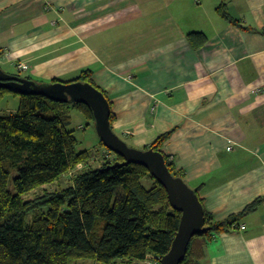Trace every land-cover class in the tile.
I'll return each instance as SVG.
<instances>
[{
    "label": "crops",
    "instance_id": "obj_1",
    "mask_svg": "<svg viewBox=\"0 0 264 264\" xmlns=\"http://www.w3.org/2000/svg\"><path fill=\"white\" fill-rule=\"evenodd\" d=\"M0 68L38 83L90 70L138 150L173 130L162 155L214 220L261 200L199 264H264V0H0Z\"/></svg>",
    "mask_w": 264,
    "mask_h": 264
},
{
    "label": "trees",
    "instance_id": "obj_2",
    "mask_svg": "<svg viewBox=\"0 0 264 264\" xmlns=\"http://www.w3.org/2000/svg\"><path fill=\"white\" fill-rule=\"evenodd\" d=\"M218 10L237 25L223 5ZM189 41L196 48L206 43L198 33H191ZM71 82L88 83L108 100L94 84L90 70H82ZM7 94L20 101L16 113L0 115V264H71L79 260L141 264L149 256L161 258L168 253L181 214L172 209L165 189L147 169L134 164L111 168L123 159L113 154L110 160V152L98 168L76 174L69 187L23 200L24 194L50 186L69 171L88 165L93 155L77 150L79 141L67 129L69 112L74 109L93 123L94 119L83 104L58 103L0 88V100ZM113 122L111 112V127ZM173 132L160 135L145 150L162 153V145ZM100 145L104 147L101 141ZM164 159L170 173L183 180L182 173L167 157ZM146 178L150 179L149 188L142 184ZM10 180L14 193L8 189ZM260 201L223 221L214 220L204 210L203 228L207 231L191 239L181 264H199L206 243L234 230Z\"/></svg>",
    "mask_w": 264,
    "mask_h": 264
},
{
    "label": "water",
    "instance_id": "obj_3",
    "mask_svg": "<svg viewBox=\"0 0 264 264\" xmlns=\"http://www.w3.org/2000/svg\"><path fill=\"white\" fill-rule=\"evenodd\" d=\"M0 88L21 95L44 96L58 103L83 104L92 111L95 131L105 149L121 157L111 168L139 165L165 189L173 210L181 214L177 233L160 264H181L191 239L203 234L204 209L198 195L180 178L173 176L166 165L164 155L152 149L131 148L117 136L110 124L111 108L108 100L97 88L82 82L38 83L20 76L5 73L0 68Z\"/></svg>",
    "mask_w": 264,
    "mask_h": 264
},
{
    "label": "rangeland",
    "instance_id": "obj_4",
    "mask_svg": "<svg viewBox=\"0 0 264 264\" xmlns=\"http://www.w3.org/2000/svg\"><path fill=\"white\" fill-rule=\"evenodd\" d=\"M21 76H25L24 74H20ZM19 97L13 94H7L0 100V115L4 114H14L17 112L19 106ZM70 116V124L68 126V130L74 132L75 137L79 141V146L77 150L80 151H89L93 155L91 161L88 165L80 166L76 169H73L59 178L56 182H54L50 186H43L41 188L30 191L22 196V199L25 201L33 200L38 196L44 194L45 191L52 192L56 190H62L69 187L72 184L73 177L79 172L88 170V168H98L103 163V156L106 152H109L107 149L100 145L99 138L95 131V124L92 121L87 120L79 111L71 109L69 112ZM129 146V145H128ZM133 148V147H131ZM136 149V148H134ZM109 159L112 160L113 153L110 152ZM15 175V174H14ZM144 187L149 188L150 179L146 178L142 181ZM8 189L11 193H14L13 185L10 180ZM150 261H145L141 264H148ZM71 264H99L91 260H79L74 261ZM113 264H127L126 262L117 261Z\"/></svg>",
    "mask_w": 264,
    "mask_h": 264
},
{
    "label": "built area",
    "instance_id": "obj_5",
    "mask_svg": "<svg viewBox=\"0 0 264 264\" xmlns=\"http://www.w3.org/2000/svg\"><path fill=\"white\" fill-rule=\"evenodd\" d=\"M18 69L20 71H25V70H27V66L24 64H20V65H18ZM243 229H244V227H241V230H243ZM160 259L161 258H155L153 256H149L145 261H150V262H148V264H160Z\"/></svg>",
    "mask_w": 264,
    "mask_h": 264
}]
</instances>
